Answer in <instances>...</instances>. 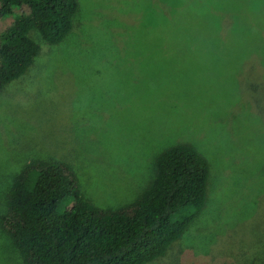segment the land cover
I'll return each instance as SVG.
<instances>
[{"label":"rangeland","instance_id":"obj_1","mask_svg":"<svg viewBox=\"0 0 264 264\" xmlns=\"http://www.w3.org/2000/svg\"><path fill=\"white\" fill-rule=\"evenodd\" d=\"M59 43L0 91V214L31 160L72 164L99 207L133 201L155 156L209 162L198 217L146 264L264 261V0H77ZM11 23L0 22V28ZM0 228V264H21Z\"/></svg>","mask_w":264,"mask_h":264},{"label":"trees","instance_id":"obj_2","mask_svg":"<svg viewBox=\"0 0 264 264\" xmlns=\"http://www.w3.org/2000/svg\"><path fill=\"white\" fill-rule=\"evenodd\" d=\"M77 8V0H0V22L11 19L0 28V91L40 54L32 31L61 42ZM209 170L194 146L172 144L155 156L153 175L133 201L104 208L81 193L67 160H31L12 178L0 228L21 264H146L201 213Z\"/></svg>","mask_w":264,"mask_h":264}]
</instances>
